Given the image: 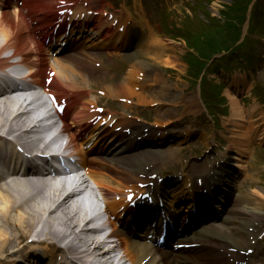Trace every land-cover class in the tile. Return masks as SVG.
<instances>
[{
	"label": "bare ground",
	"instance_id": "1",
	"mask_svg": "<svg viewBox=\"0 0 264 264\" xmlns=\"http://www.w3.org/2000/svg\"><path fill=\"white\" fill-rule=\"evenodd\" d=\"M51 5L49 3L44 4L43 6H40L41 9H48L51 8ZM24 27L27 29L28 22L27 19L20 17L18 18L16 14H3L0 17V56L3 54V52L7 50H12L15 52L16 55H19L22 57L24 53H29L34 48V41H32L31 38H28L24 35L23 29ZM139 41L145 42V36L143 34H139ZM150 42V41H149ZM147 42L145 46L149 43ZM150 44H156V41L153 40ZM262 52H264V46L261 48ZM154 58V57H151ZM36 60V59H35ZM30 56L26 55L22 61L23 63H26L28 66H34L35 61ZM172 61V59H170ZM169 60V61H170ZM63 62H61L62 64ZM7 59H3L0 61V69H3L6 65H8ZM60 64V65H61ZM143 62L140 64V66L143 67ZM168 64V62H166ZM55 67L52 66L51 70H53ZM141 69V68H140ZM54 71V70H53ZM72 79V74L68 73L63 75L60 78V81L62 82V85H68L69 81ZM59 80V79H58ZM235 84V85H234ZM233 88L230 90L228 89L227 95L230 96L231 102H232V112H231V122L233 121V131L238 132L243 127V122L246 121L250 117L251 112L242 110V107L239 106L238 101H240V96L237 95V92H240L242 88L245 86L244 79L242 80H235L234 81ZM76 86V84H74ZM171 88L169 86H166V88L160 93V97H166L168 95L174 96V93L177 91H183L186 92L190 88L183 87L180 83L177 85V87ZM122 91L118 92L121 94ZM149 96H154L153 102H156V100H159L156 98L157 92L155 91L152 93H147ZM142 97V96H141ZM142 98L139 99V101L142 104L152 102V98L148 100L146 98V95H144ZM174 101H177L179 99V96H174ZM126 100H129L128 98ZM94 102V99H91V101L87 102V104L83 108V112H87L89 108L87 106L92 104ZM130 101H128L129 103ZM161 103H163L162 100H160ZM17 101H10L6 102L5 104L0 102V132H9V131H15L18 126H21L22 120L21 115H19L18 110L16 109ZM125 107V105H124ZM81 111V112H82ZM182 116L180 118L182 119H188L189 117L193 116L192 109L189 107L187 108V113L183 111H179ZM155 115H157L160 118H167L168 115L171 114L169 110L167 111H160L156 110L154 112ZM81 116V113L77 114V118ZM253 121H256L255 126H258V129L255 128L254 124H251V126H248V129L244 131V134L236 135L234 134L231 140L230 145L236 146V149L240 152L242 150L240 149H247L250 147V143L254 140H263L262 137L264 136V132L261 130V122H264V116L260 113L254 114ZM131 121V122H130ZM130 121H124L123 125L124 127H130L132 125H135V120ZM119 125L122 126V124ZM132 124V125H131ZM17 126L14 128V126ZM123 127V126H122ZM168 131V135H166L164 138L165 140H168V138H172L173 136L176 138L177 135L173 134L170 135ZM138 134L136 135L137 138ZM260 136V137H259ZM204 137V136H203ZM3 138V137H2ZM139 140L136 141H142L143 137L139 134L138 136ZM245 139V140H244ZM156 140V139H154ZM243 140V141H242ZM3 147V145L1 146ZM144 158L148 159L149 162L155 161V156L153 155V152H147L143 153ZM161 155V154H160ZM151 156V157H150ZM158 158V157H156ZM85 161L84 159L82 162ZM138 160L132 161L130 163V167L134 166ZM225 160L224 164H227ZM246 167L243 166V169ZM125 166H118L116 163L113 162H105L104 168L99 170H90L89 177L92 179L93 183L101 190L105 191L103 196H109L111 194L116 195L119 190H115L114 188H111L110 183H112V180L114 178L110 175V173L113 171L117 172V177L120 181L124 182L122 183L121 187H124L125 184V176H127L125 170ZM223 169V166H222ZM233 171H235V168H232ZM122 171V177H119V172ZM129 176L134 177V174L136 172V169H131L128 171ZM215 173L218 175H221L222 177L218 179L219 186L217 188V191L222 189V186H224L227 176H229V172L227 170L223 171L221 170H215ZM8 177V176H6ZM224 177V178H223ZM229 178V177H228ZM0 179L3 181L0 174ZM127 183V181H126ZM1 186V185H0ZM29 183H22V182H13L10 184H6L5 186H1L0 188V257H7L9 259V264H17L14 263V259L12 257H9L12 254L19 253L20 250L17 249L15 251H12L13 249L17 248V243H20L19 240L22 239L21 232L23 233H32V227L34 226H43V232L42 234H46L48 238L53 237L57 233H61V230H57V228H60L64 231L75 229L76 226H81L84 222L81 220L85 217L87 211L86 208L84 209L79 207L78 203L74 204L73 208L71 207L69 210L68 208H64V212L57 213L58 210L62 207V204L58 201V199L61 197L60 194H58L59 190L56 189V187L49 190V192L45 195H43L38 203L32 204L29 209H26L24 211H20L16 216H14L13 212H16V207L20 205V202L26 198V195H30V192L27 191V187H29ZM225 191V197L224 200L221 199V201L224 204L229 205V209L227 210V213L231 212V217H226L223 222L224 226L223 228H219V226L205 228L202 230L200 235L198 237H195L193 244H197L196 251H201L203 255V264H239L241 261L247 259L248 257H251V255L247 256L246 253H241L240 247L245 248L247 251L252 247L254 244V241L252 239H248L251 236L255 237L257 240V235H253V233H256L261 226H263L264 223V216L262 214L257 213L254 209H250L248 206L243 204H252L251 200L242 198L241 202L236 201V205L234 204L232 200V189L231 191H226L227 189H224ZM208 194L212 196H215L211 190H208ZM53 195V196H52ZM34 198V197H32ZM70 197H65L64 200L69 199ZM235 200V198H234ZM262 209L264 206H261ZM57 213V214H55ZM78 213H81L79 217ZM87 216V215H86ZM4 219L9 220L7 222H4ZM11 220V221H10ZM85 221V220H84ZM83 231V230H82ZM253 232V233H252ZM248 239V240H246ZM90 245L88 246L91 248L92 253H100L99 250H102L101 243L99 240L96 241V239L88 240ZM135 244H130V246L125 245L124 249L126 250L127 260L130 261L132 264H169L167 261L163 260L159 256H155L150 251H147L144 247H141L137 249L136 247H133ZM254 247V246H253ZM253 247L250 249L252 251ZM136 250L139 251L138 256L136 257ZM258 250V248L256 249ZM104 256H109L110 254L104 253ZM94 255H85L86 259L92 258ZM129 256V257H128ZM136 257V258H135ZM257 257V256H256ZM252 258V257H251ZM258 259V257H257ZM35 260V259H34ZM53 260V257L51 259H48V261ZM96 260H98L96 256ZM47 261V257H46ZM46 261H44L43 264H46ZM38 262H34V264H37ZM251 264H254L252 262Z\"/></svg>",
	"mask_w": 264,
	"mask_h": 264
},
{
	"label": "rangeland",
	"instance_id": "2",
	"mask_svg": "<svg viewBox=\"0 0 264 264\" xmlns=\"http://www.w3.org/2000/svg\"><path fill=\"white\" fill-rule=\"evenodd\" d=\"M132 1L133 0H109V10L110 12L113 11L115 14H119V12L125 11L123 10V8L130 6ZM203 1L204 0H135V3H137L139 7L138 14H140V16H145V18L147 19H151L152 15H155L157 17L159 24V29L157 32L163 38L166 37L170 39L172 37L174 39H177L172 44H164L163 47L156 49L158 50V52H156L155 58H153L155 59L154 62H152V58L147 59L144 58V55H140L138 56V60L132 58V60H128L126 64L129 66L136 64L138 66L145 62V64H143L144 67H149V65L153 66L157 63L164 66L166 64L165 61H169V56L174 58L175 62L173 63V65L177 67L179 73L181 74L184 71L183 59L185 55L183 54L186 52V50H188L190 55L192 56L190 58L187 57L186 60H188L191 66L194 67L196 80L198 78V73L203 71L206 67V59L203 57V47L206 46L208 40L212 39L207 38L201 40L200 30L202 29L201 25L203 23V5L201 4ZM229 4L232 6L234 5V2L231 1ZM263 4L264 0H260L259 6H263ZM217 5V3L212 5L213 13L217 12ZM130 9L134 10V6L130 7ZM258 19L259 24L264 23V14L261 13ZM183 31L185 33H183ZM256 32H259V30H256ZM252 33L253 32L251 31L249 37L250 43L247 47V51L249 52V54H247L246 56L247 60H242L243 64H241L244 65V68L242 70L244 73L252 71L255 73L260 72L257 62L258 58H260L262 55L258 52L257 47L259 46L261 41H258V36H254V33ZM179 37L184 38L186 45L183 43L184 41ZM162 48L166 49L164 53L160 51ZM217 61H221V57L218 55L212 56L211 62L213 63L208 66L204 80V82L206 81V97H208L209 100H214V103L209 107V115L211 116H214L215 114L219 115L221 113L230 114L231 109V107L229 106V101H226L219 96H213V93L210 91V77L213 69L216 68L214 67L211 69V67L214 66ZM162 69H164V67ZM162 76H164V74L160 69L159 76L156 74L157 79H155V82L153 84H150L151 82H147V84L145 85L146 89H150L156 84H162ZM197 90V87H195V92H197ZM138 94L140 93L138 92ZM260 95H262V100L264 103V91L262 93L260 92ZM110 104L111 102L108 103V105ZM167 107L171 106L168 105ZM188 154H190V152ZM257 155V163L251 168L252 170H250V172L248 173V179L246 180V183L240 188L239 191L241 193L240 196L242 195L243 198H248L249 200H251L252 204L250 206L252 207L255 204L257 206H264V158L261 161V165L259 160V155L264 156V154L257 153ZM256 165L258 166L256 167ZM32 186L34 185H30V187H27V191H29ZM46 189H49V187H46ZM261 212L264 213V210H261ZM7 221L9 220L4 219V222Z\"/></svg>",
	"mask_w": 264,
	"mask_h": 264
}]
</instances>
